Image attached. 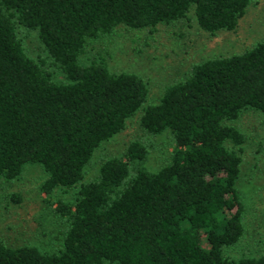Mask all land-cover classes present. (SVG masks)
Masks as SVG:
<instances>
[{
  "label": "trees",
  "instance_id": "1",
  "mask_svg": "<svg viewBox=\"0 0 264 264\" xmlns=\"http://www.w3.org/2000/svg\"><path fill=\"white\" fill-rule=\"evenodd\" d=\"M254 3L0 0V178L15 179L26 164H39L40 190L64 224L53 252L0 240V264H264V253H223L243 232L236 184L245 135L234 122L247 111L264 121V38L193 63L154 103L139 74L112 71L102 57L80 59L89 41L119 26L154 31L190 12L208 34L232 31ZM28 32L43 56L28 54ZM137 113L142 131L170 133L167 162L156 170L132 166L148 152L134 140L84 180L94 151ZM56 188L75 195L52 200Z\"/></svg>",
  "mask_w": 264,
  "mask_h": 264
},
{
  "label": "rangeland",
  "instance_id": "2",
  "mask_svg": "<svg viewBox=\"0 0 264 264\" xmlns=\"http://www.w3.org/2000/svg\"><path fill=\"white\" fill-rule=\"evenodd\" d=\"M264 38V0L248 6L232 31L208 34L201 30L192 13L156 30L130 29L119 26L114 33L88 42L80 56L83 63L102 57L112 71L125 70L142 76L148 85V102L154 103L165 86L187 76L193 63L217 55L242 52ZM30 56H43L42 45L34 32L24 37ZM55 78L62 79L60 73ZM139 113L129 118L123 130L102 143L85 167L84 180L98 174L101 162L122 156L131 141L148 145L142 165L156 170L169 159L172 137L168 131L150 135L139 126ZM234 124L244 133L242 162L236 187L243 204V232L239 241L225 246L230 258L258 256L264 253V121L259 112L247 111ZM45 173L39 164H26L12 180L0 178V240L8 245H35L53 252L61 243L63 221L53 212L46 195L40 190ZM11 194H18L15 201ZM74 190L56 188L52 200H71ZM46 200V201H45Z\"/></svg>",
  "mask_w": 264,
  "mask_h": 264
}]
</instances>
